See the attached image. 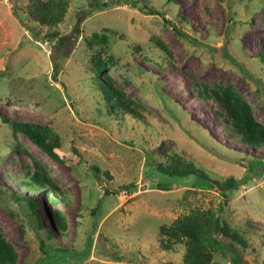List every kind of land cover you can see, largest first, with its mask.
<instances>
[{
  "label": "rangeland",
  "instance_id": "1",
  "mask_svg": "<svg viewBox=\"0 0 264 264\" xmlns=\"http://www.w3.org/2000/svg\"><path fill=\"white\" fill-rule=\"evenodd\" d=\"M68 1L63 22L49 31L60 33L55 39L44 32L39 38L31 35L21 9L26 0H0V231L18 254L13 264H181L183 248L161 250L158 230L188 212L187 202L211 207L231 227L245 231L250 263L264 264V147L228 136L231 126L216 115L223 112L217 100L201 99L193 89L194 82L209 88L231 85L264 124V74L257 57L264 53V0H101V10L89 9L87 0ZM144 4L164 17L140 9ZM103 28L117 34L106 49L92 50L86 38ZM151 37L167 45L172 59ZM226 39L233 58L260 72L261 84L218 53ZM134 45L141 46L142 55ZM96 57L111 63L112 86L148 113L147 130L123 114L118 120L96 114L92 105L101 99L93 101L82 82ZM4 119L51 126L61 137L63 160L22 132L9 149ZM144 148L155 160L175 153L213 179L233 177L240 184L225 195L208 182L153 187L159 178L148 169ZM33 159L48 171L65 202L19 182ZM132 182L135 189L126 191L123 186ZM106 188L109 195L103 193ZM61 208L64 232L54 218ZM38 234L70 250L46 255Z\"/></svg>",
  "mask_w": 264,
  "mask_h": 264
},
{
  "label": "trees",
  "instance_id": "2",
  "mask_svg": "<svg viewBox=\"0 0 264 264\" xmlns=\"http://www.w3.org/2000/svg\"><path fill=\"white\" fill-rule=\"evenodd\" d=\"M87 3L89 9L91 7V10L102 9L101 0H87ZM68 5V0H26L24 7H21V9L27 14L28 21L31 24V35L34 38H39L40 32H44V35L50 38H60L58 31H49L63 22ZM140 9L148 14L164 17L162 11L145 4L140 6ZM183 19L186 20V18ZM164 20L170 22L165 18ZM262 21L264 24V16L262 17ZM74 29H77L76 24ZM175 30L177 34L186 35L177 28ZM116 34L117 32L114 33L110 28L93 31L86 38V45L92 50L96 46L101 49H106L110 37ZM151 41L167 60L172 59V53L164 42L156 37H151ZM58 42L61 43V41ZM229 44L230 40L226 39L221 48L217 50L218 53L229 58L233 63L241 67L240 69H243L247 75L256 79L261 84L262 80L259 73L264 74V53L257 55L261 70L254 74L231 56ZM132 47L142 55L140 45H134ZM108 60L112 61L113 56L110 55ZM147 61L152 62L153 60L149 58ZM153 62L157 63L155 61ZM108 64L111 66V63L96 57L92 62L93 66L91 70L87 71L90 73L88 76L85 75L82 78L84 85L88 86V93L92 95L91 99L93 100L95 96H99L101 99V104H97L98 102L95 103L93 100V109H96L98 116H110L114 120L120 119L119 115L123 114V117H128L130 120L132 118L139 123V126L143 127V122L149 118L148 113L143 108L137 107L132 100L125 96L123 91L112 86V78L107 74L109 70ZM157 64L160 65V63ZM193 89L201 99L214 97L217 100L223 112H215L216 115L223 116L222 118L225 123L231 126V131L227 132L228 136L237 135L242 144L252 148L264 147V124L256 119L250 103L231 85L221 84L215 88H209L206 85H199L194 82ZM1 123L10 133H8V137L5 139L6 146L9 149L17 145L16 136L19 132H22L43 152L56 160H63L60 153L62 144L61 137L51 126L24 123L10 119H4ZM146 127L149 126L145 125L143 127L144 130H147ZM204 137L206 138L207 136L205 135ZM144 149L149 153L148 169H152L159 178L157 181L153 180L154 182L151 184L153 187L156 184L169 186L174 182L183 185L194 184V182H208L218 188L220 193L225 195L228 191L238 188L240 184V181L233 177H227L224 180L213 179L204 168L197 166L194 162L187 161L175 153L165 155L164 161H160L154 159L149 148ZM260 166H264V160L260 161ZM148 177L152 176L149 175ZM19 182L23 183L24 187H28L33 191L46 189L47 197L53 201H66L61 196L58 185L53 182L48 171L36 159L32 160L31 167L26 168ZM211 184L208 185L212 187ZM135 187L136 184L134 182L123 186L128 192L135 189ZM103 193L104 195H109L111 192L106 188ZM118 194L120 195L121 192L118 191ZM13 196L20 198L16 194ZM27 201L31 206H35L32 198H29ZM187 205L189 206L188 212L179 215L170 224L159 227L158 241L161 250L165 252L175 251L177 246H181L183 248L181 264H221L223 262H227V264H251L248 250L251 245L249 244L248 238L245 237V231L231 227L227 220L222 218L220 213L211 207L207 209L193 207L190 202H187ZM54 218L60 231H66L67 221L62 208L54 213ZM38 226L41 229L39 219ZM219 234H223L228 240L220 238ZM42 235L38 234L37 236L40 242V248L46 255L50 252L63 253L70 250L49 243L47 238L44 239ZM46 236L50 240L51 236L48 233ZM262 236L264 238V230ZM17 258L18 254L15 248L5 239L0 231V264H13L17 261ZM217 260H220L221 263L217 262Z\"/></svg>",
  "mask_w": 264,
  "mask_h": 264
}]
</instances>
